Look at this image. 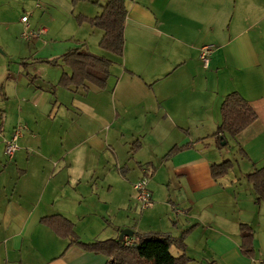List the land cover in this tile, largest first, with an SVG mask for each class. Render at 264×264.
Listing matches in <instances>:
<instances>
[{"label":"crops","instance_id":"obj_1","mask_svg":"<svg viewBox=\"0 0 264 264\" xmlns=\"http://www.w3.org/2000/svg\"><path fill=\"white\" fill-rule=\"evenodd\" d=\"M46 1L65 13L76 8L71 0ZM104 3L99 0V10L93 7L80 15L96 17ZM125 7L123 55L111 60L110 105L103 103L105 110L96 119L118 121L122 135L128 125L137 127L127 130L134 136L143 122L150 131L147 117L154 115L153 136L159 145L149 149L140 140L145 136L137 134L133 143L140 147L129 161L137 165L127 176L117 174L113 184L95 179V159H24L17 155L32 143L23 135L8 160L0 144V264H106L107 257L83 251L41 223L55 215L73 224L83 244L118 239L124 229L133 236L160 233L173 238L188 232L187 264H264V203H254L250 184L236 187L264 166V0H129ZM93 29L98 46L103 33ZM209 44L215 47L209 66L203 68L200 51ZM84 46L82 42L66 50ZM21 80H16V104L11 105L19 113L26 111V101L39 106L43 98L41 89L32 91ZM89 92L71 91L82 97ZM232 92L249 103L257 119L234 138L247 156L241 157L245 172H228L214 180L210 167L223 162L215 153L219 148L214 132L221 123V103ZM17 125L4 132L0 119V133L9 138ZM29 132L30 140L37 139ZM107 139L92 133L80 145L104 151L110 147ZM184 146L189 148L167 156L172 148ZM53 162L57 166L52 169ZM144 175L149 176L151 204L137 214L133 184ZM241 224L253 231V260L240 253ZM174 249L175 257L183 254Z\"/></svg>","mask_w":264,"mask_h":264},{"label":"rangeland","instance_id":"obj_2","mask_svg":"<svg viewBox=\"0 0 264 264\" xmlns=\"http://www.w3.org/2000/svg\"><path fill=\"white\" fill-rule=\"evenodd\" d=\"M92 2L95 0L72 3L76 7L75 11L65 13L57 5L46 0H0V119H2L4 132H7L6 128L14 122L28 128L27 131H23L22 137L26 135L25 139L27 138L32 144L28 150H21L17 156L24 159H95V179H99V183H106L109 180L114 184L112 178H117V174L127 176L130 172L128 170L137 165L129 162L133 159H130L131 153H135L137 148L138 142L133 143V138H138L136 137L137 134L145 136V138L140 139L144 140L145 147L150 149L155 144H157L155 146L159 145L160 140L153 136L157 132L152 127L155 116L147 117L150 121V131L143 122L139 127L140 131L138 128L140 133L136 132L132 136V133L129 134L127 130L131 131L137 127L128 125L127 130L122 135L120 133L122 128L118 121L117 124H114L115 121H112L111 118L106 124L101 123L100 119H96L97 114L105 110L103 103L105 106L106 103L110 105L108 100L111 99L109 94L112 90L110 83H112L113 77H110L109 87L105 90H91L87 96L82 97L73 95L70 90L57 85L65 67H57L47 63V61L54 60L70 50L71 48L66 50L68 46L75 48L82 42L85 44L83 49L90 53L112 61L118 60L117 57L102 51L99 46H94L96 36L91 31L93 27L79 18L80 13L86 9L95 7L99 10L98 6ZM81 5L84 7L83 10L80 9ZM22 16L28 17V29L20 21ZM40 29H45L46 33L40 35L38 39L28 41L23 38V35L37 33ZM95 29L93 30L96 31ZM79 41L81 42L78 43ZM46 45H54V50H50V48L44 50ZM211 46L215 47L214 45ZM60 50L61 55H56ZM113 69L114 67L110 68L111 73L114 72ZM18 78L22 79L21 85L30 84L28 86L32 91L41 89L43 95L42 103L39 106H34L32 102L30 106L29 102L26 101L28 103L26 111L21 113H19L16 105L11 109V105L16 104L12 100L14 86ZM7 102L10 103H8L6 111ZM29 130L37 139L30 140L28 137ZM12 132L9 133V136ZM92 133L98 134L101 139L108 137L110 147L104 151H94L89 149L85 143L80 145ZM2 134L4 133L2 132ZM226 137L228 140L226 145L220 146L215 153L223 158V161H231L232 167L228 171L230 174L239 175L246 170L239 153L240 147L234 138L228 135ZM19 143L18 140L17 145ZM77 143L79 146L75 148ZM146 154L145 149L143 155ZM3 159L7 158L4 157ZM127 159L129 160L126 161ZM56 164L55 162L51 163L52 169L57 166ZM143 177L149 180V176L144 175ZM247 184L250 183L245 176L240 185L236 187L238 189L240 187L247 188ZM122 190L127 194L128 190L125 184L122 186ZM133 210L139 214L140 205L134 206ZM170 253L174 257L177 256V251L174 248L170 250Z\"/></svg>","mask_w":264,"mask_h":264},{"label":"trees","instance_id":"obj_3","mask_svg":"<svg viewBox=\"0 0 264 264\" xmlns=\"http://www.w3.org/2000/svg\"><path fill=\"white\" fill-rule=\"evenodd\" d=\"M78 1L71 0L75 4ZM101 13L93 18L81 16L82 20L88 22L91 27L102 31L103 35L99 41V48L117 58H121L124 50V27L126 20L125 4L129 0H103ZM99 0L92 2L98 4ZM57 67H65L58 82V86L70 91H102L107 87L110 77L112 61L108 58L97 56L89 51L78 48L67 50L64 54L47 61ZM221 123L214 132L218 139V148L222 141L226 142V135L235 138L257 119L255 111L249 103L237 92L226 95L220 107ZM226 145V144H225ZM137 148L140 147L138 143ZM189 147H174L167 156H173ZM242 158L247 159L242 149H239ZM231 161L225 160L210 167L211 177L216 180L225 176L231 169ZM144 168V167H142ZM246 179L252 186L254 203H264V166L246 175ZM41 223L62 239H69L71 244L78 245L83 251L100 254L108 258L106 264H187L189 258L185 255L186 245L184 243L188 232L179 238H173L166 234L149 233L144 235L134 234L130 237L133 241L131 247L123 245V239H110L90 244L78 241L73 231V224L62 216L55 215L45 217ZM240 231V253L243 257L253 260L256 255L254 237L251 227L247 224L239 226ZM174 247L183 254L174 257L170 249Z\"/></svg>","mask_w":264,"mask_h":264},{"label":"built area","instance_id":"obj_4","mask_svg":"<svg viewBox=\"0 0 264 264\" xmlns=\"http://www.w3.org/2000/svg\"><path fill=\"white\" fill-rule=\"evenodd\" d=\"M21 23L24 24L25 28L28 29V17L23 16L20 19ZM45 29H40L37 33H30L28 35H23L25 40L38 39L40 35L45 34ZM213 46L207 45L201 48L200 51V61L202 63L203 68H207L209 66L210 56L212 54ZM27 126L19 125L17 126L12 134H10L9 138H4L0 133V144L4 145L3 152L5 157L8 160L14 158L15 153L18 151V140L22 137L23 131H27ZM133 190L135 192V197L140 205L141 210L147 209L151 204V193L148 189V180L146 177H141L133 184ZM133 241L130 237H123V245L126 247H131Z\"/></svg>","mask_w":264,"mask_h":264},{"label":"water","instance_id":"obj_5","mask_svg":"<svg viewBox=\"0 0 264 264\" xmlns=\"http://www.w3.org/2000/svg\"><path fill=\"white\" fill-rule=\"evenodd\" d=\"M226 144V142L222 141L221 142V146H224ZM133 236V232L129 229H124L121 230L118 236V240H122L123 237H132Z\"/></svg>","mask_w":264,"mask_h":264}]
</instances>
